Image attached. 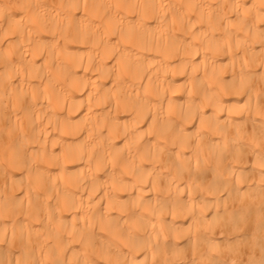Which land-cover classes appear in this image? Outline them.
I'll use <instances>...</instances> for the list:
<instances>
[{"label": "bare ground", "instance_id": "1", "mask_svg": "<svg viewBox=\"0 0 264 264\" xmlns=\"http://www.w3.org/2000/svg\"><path fill=\"white\" fill-rule=\"evenodd\" d=\"M70 2L39 0L25 10V0H3L8 11L0 19V36L17 20L32 35L26 30L19 43L20 34L14 32L0 43V74L15 73L4 88L8 107L0 109V212L5 213L0 229H8L0 244V264H109L117 250L124 264H200L201 258H209V264H264V184L259 183L264 170L256 166L264 161V20L245 16L253 0H152L145 12L123 7L121 0H112L108 10L101 0H79L75 9L68 7ZM125 25L129 34L146 30L144 37L160 45L143 55L149 62L159 61L152 71L158 74L163 99L151 95L147 75L137 89L158 105L156 124L149 116L135 134L121 136L123 126L135 124L136 113L125 111L116 99L94 107L93 117L111 107L116 118L115 130L101 129L111 148L76 159L74 145L87 139L88 130L74 137L68 133L75 128L49 121L53 115L61 121L71 116L73 125L88 120L87 105L95 103L92 87L77 89L82 79L97 83L99 77L86 60L77 64L76 58L96 49L102 59L106 51L97 41L115 43L119 37L113 33ZM91 29L98 33L91 42L74 38L78 30ZM10 43L15 47L9 48ZM105 63L111 67L116 60L110 57ZM182 64L187 66L177 75ZM111 83L103 82L104 87ZM190 102L200 107L190 120H177V107L184 113ZM76 103L81 107L72 112ZM161 112L172 119L173 134L182 128L189 135L186 145L159 133ZM229 118L240 126L243 139H236V128L215 122ZM197 143L206 151L225 145L226 167L239 150L244 163L238 169L245 182L220 181L224 191L217 207L202 211L198 195L196 207L174 216L176 196L170 187L180 188V200L186 201V186L203 188L213 181L211 164L187 160L188 171H181V158L193 156ZM84 170L91 179L79 185L72 176ZM173 170L181 176L178 183ZM142 172L152 173L143 183ZM204 220L217 227L206 230ZM13 233L20 238L9 250ZM57 233L47 255L39 243L27 241L52 244L48 237ZM127 239L140 251L130 253ZM213 244L224 251L210 255ZM105 246L107 258L102 259Z\"/></svg>", "mask_w": 264, "mask_h": 264}, {"label": "clouds", "instance_id": "2", "mask_svg": "<svg viewBox=\"0 0 264 264\" xmlns=\"http://www.w3.org/2000/svg\"><path fill=\"white\" fill-rule=\"evenodd\" d=\"M86 2V0H85ZM39 0H25V3L22 7L27 10L31 6L38 4ZM156 3L159 4V0H156ZM79 4V0H71L68 4V7L75 9ZM121 4L123 7L132 9L138 12H145L150 10L153 7L152 0H121ZM101 5L105 10L112 8V0H101ZM242 3L238 2L236 7H241ZM260 9H264V0H253V4L249 9H244L245 16L249 13L254 14L258 20H264V11H260ZM166 10V9H165ZM8 9L4 6L3 0H0V19H2ZM28 25L26 23H22L21 21H15L11 26L10 30L4 32L3 36H0V43L6 37L12 36L14 32L20 34L19 43L24 42V34L28 29ZM128 26H123L120 30L113 33L118 36L119 39L116 40L115 43H110L107 41L98 40L97 43L100 46L105 48L106 54L101 59L97 55L96 49L91 50L90 53H86L83 56H78L76 58L77 64L80 61L86 60L88 65L95 68V72L98 74V82L93 83L90 80L82 79L80 81V87L77 91L83 92L84 89L88 86L92 87L91 97L95 100V103H88L89 108V117L86 122H77V124L73 125L71 123V116L65 118L64 120H59L56 115H53L50 124H63L65 127L72 129L75 128V131H70L68 134L74 137H77V133L82 130H88V137L86 140L81 143H77L74 145V148L77 152L76 159H82L83 157H90L93 152L99 151L101 153H107L111 148L110 137L104 136L101 134V129L111 126L113 130L118 127L116 118L112 115V109L109 107L106 111H101L97 113L95 117L91 115L92 109L94 107H103L105 105H110L113 99H116L119 104H123L126 106L125 111L131 109L137 115V119L135 124H129L123 126V131L119 134L123 136L125 133L135 134L133 130L137 129V125L144 121L149 116L153 118V124H156L157 117V108L158 105H154L150 95H146L144 91H137V89H141V80L144 77L148 76V85L149 89H152L151 95H154L157 100L163 99L160 96L158 81L159 77L157 72L152 71L153 66H159V61H147V58L144 57L143 53L149 51H155L157 47H159V43H154L152 40L146 39L142 34L146 30H140L136 34H129L127 31ZM253 29L255 31V25H253ZM27 35L31 36V30H27ZM98 33L95 29L91 30H78L74 34V38L77 42H91L93 39L97 37ZM130 42L131 47H125V43ZM15 47L14 44H9V48ZM114 58L116 63L109 67L105 61L109 58ZM170 58V57H169ZM99 61L98 66L94 65V61ZM187 65H179L177 67V75L183 74L184 68ZM119 68V74H117V69ZM193 74L195 73V69L192 70ZM14 72H8L7 74H0V109L7 108L9 103V96L5 94L4 88L5 85L12 79ZM112 80L111 87H104L103 82ZM244 84L242 82L241 87ZM206 99H211V96H206ZM81 107V103H76L72 109V112H75ZM200 107V105L189 103L186 105V111L181 113L179 111V107H177V111L175 113L177 120L192 118V115L195 111ZM171 108V106H170ZM246 109H240L241 112ZM161 122L158 126V131L161 135H171L174 142H179L182 145H186L189 139V135L183 131L181 128L178 132L172 133L173 121L170 117L164 116L161 112L160 114ZM205 119H209L205 117ZM212 119H215L214 117ZM216 123H222L226 128L234 127L236 128L237 136L236 139H243V136L240 135V126L235 125L231 122L229 118L228 121H215ZM203 126V123H202ZM90 129V130H89ZM145 137H147V133H143ZM264 144V141H262ZM264 151V147L261 148ZM225 154V145H218L212 151H206L199 147V143H197V147L194 150V154L191 157L181 158L180 165L181 171H188L187 160H198L204 165H213V181H210L206 184L205 187L201 188L196 185H192L191 187L186 186L188 199L186 201H181L180 197L182 195V191L180 188H169V191H174L176 196V202L172 207V214L175 216L176 214L182 212L184 209H188L189 211L196 207V197L199 195L201 199H199L200 204L203 205L202 211H208L213 207H217V201L224 188L219 186L220 181H235L237 186L242 185L244 181L243 173L238 169V166L244 163L242 159V153L238 150L236 154L227 162L230 166L226 167V162L224 160ZM153 159H159L158 155L153 157ZM34 162V161H33ZM30 166V165H28ZM258 168L264 170V161H258ZM20 167H24V164H21ZM196 168H200V163L196 165ZM175 172L174 182L178 183L181 179V176L178 171L173 170ZM152 175L149 173H141L140 182H146L148 176ZM159 176V173L157 174ZM72 179L79 185H84L86 180L91 179L87 171H81L80 173L74 174ZM173 181H169L171 185ZM259 183L264 184V174L260 176ZM93 193L95 192V187H93ZM244 195H247L246 193ZM207 197L214 198L211 202H209ZM159 211L163 213L165 210L161 206ZM5 214L4 212H0V215ZM201 227L205 228L208 231L214 230L217 225L213 224L207 220L203 221ZM8 231L7 228L0 229V244L5 242V233ZM59 233L55 236L48 237L49 240H52V244H48L47 241L40 243L39 241H33L31 238H27L29 244L34 242L39 243L40 249L45 251V255L51 252L52 248L55 246V242L58 239ZM69 235L71 233L69 232ZM131 235V233L129 234ZM20 238V235L17 233H13L11 240L8 241L9 250L12 247V241H17ZM107 244V242H105ZM125 247L129 248L130 253H135L140 251V247L136 246L131 239H127L124 244ZM221 251L217 245L213 244L210 250L211 254H220ZM104 255L101 257L102 259L107 258V246L103 249ZM129 259L131 260V255H129ZM251 259V258H250ZM10 264V262H8ZM16 264H21L19 260H17ZM43 264V262H41ZM109 264H124L123 256L117 250V255L112 257L109 260ZM131 264H146L145 260H131ZM200 264H209V258H201ZM235 264V262H233Z\"/></svg>", "mask_w": 264, "mask_h": 264}]
</instances>
